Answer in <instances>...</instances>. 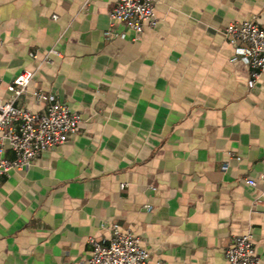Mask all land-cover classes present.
I'll return each mask as SVG.
<instances>
[{"label":"crops","instance_id":"crops-1","mask_svg":"<svg viewBox=\"0 0 264 264\" xmlns=\"http://www.w3.org/2000/svg\"><path fill=\"white\" fill-rule=\"evenodd\" d=\"M114 3L0 0V101L32 70L16 105L42 111L40 91L81 117L0 178V264H84L88 239L106 243L113 224L148 264H226L244 234L264 264V185L245 183L264 174V70L250 85L222 34L264 26V0H155L157 24L137 40L107 34Z\"/></svg>","mask_w":264,"mask_h":264},{"label":"built area","instance_id":"built-area-1","mask_svg":"<svg viewBox=\"0 0 264 264\" xmlns=\"http://www.w3.org/2000/svg\"><path fill=\"white\" fill-rule=\"evenodd\" d=\"M155 0H115L108 13L110 35L116 27H124L139 39L144 27H155ZM223 37L233 47L232 61H242L251 73V82L258 79L264 70V26L253 20L234 21L222 31ZM59 56L56 51L50 50ZM46 62H51L48 57ZM42 63H40L41 65ZM34 71L23 70L8 85V100L0 101V178L11 171L21 170L49 150L64 144L77 130L81 117L68 106L57 101L53 94L33 91L32 96L45 104L40 112L16 105L26 94ZM14 155L12 160L4 157V144ZM226 163L221 169L225 170ZM264 185V174L257 179L247 178L245 183ZM90 256L84 264H148L149 253L141 245V239L130 231L121 232L118 225L110 228L106 243L88 239ZM226 264H258L252 237L249 234L236 236L225 250Z\"/></svg>","mask_w":264,"mask_h":264}]
</instances>
